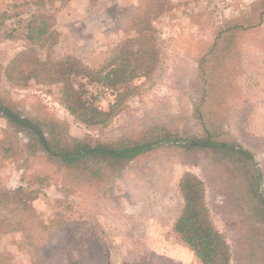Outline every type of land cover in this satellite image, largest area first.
<instances>
[{
    "label": "rangeland",
    "instance_id": "rangeland-1",
    "mask_svg": "<svg viewBox=\"0 0 264 264\" xmlns=\"http://www.w3.org/2000/svg\"><path fill=\"white\" fill-rule=\"evenodd\" d=\"M261 5L262 0H0V141L14 147L13 156L0 161V187L35 191L31 206L41 222L57 213L66 219L67 235L78 243L69 253L73 260L84 255L82 243L97 236L107 264H200L172 231L183 205L179 179L189 171L203 182L211 222L230 247L228 264H264L258 200L206 153L164 143L93 180L31 146L30 134L3 110L45 132L55 123L61 141L89 145L162 130L182 139L203 137L207 129L224 132L261 168L257 188L264 209ZM45 24L55 36L39 46L30 35ZM29 47L38 60L58 63L71 56L95 70L94 79L73 76V83L99 109L107 111L119 93L122 102L104 123L87 125L65 108L61 82L8 80L7 66ZM141 50L149 73L137 67ZM123 56L132 76L118 84L100 79ZM8 212L0 205L2 215L16 219ZM27 227L29 240L18 231L0 235L7 263L35 264L30 241L37 232L28 222Z\"/></svg>",
    "mask_w": 264,
    "mask_h": 264
},
{
    "label": "trees",
    "instance_id": "trees-1",
    "mask_svg": "<svg viewBox=\"0 0 264 264\" xmlns=\"http://www.w3.org/2000/svg\"><path fill=\"white\" fill-rule=\"evenodd\" d=\"M261 6L263 12L264 0ZM54 36L55 31L45 24L33 29L30 39L37 41L41 46L42 43L54 39ZM139 54L137 67L143 69V73H149L150 67L147 59L143 57V51H139ZM113 62L108 65L110 68L105 74L99 76L100 79L102 77L112 84H118L127 76H132L133 71L130 70L129 60L126 57L123 56L117 64ZM95 72L71 56L58 63L38 60L35 48L29 47L14 56L6 68V77L13 82H23L27 76L41 81L61 82V100L65 108L83 124L91 125L104 123L124 98V95L119 93L107 111L83 99L73 83V76L94 79ZM3 110L8 112L7 118L30 134L31 146H39L50 158L67 166L77 167L76 172H82L93 180H99L109 167L136 159L164 143L176 144L187 151H202L212 161L220 164L221 168L228 170L236 182L244 186L246 192L251 193L253 198L258 200L260 211L264 215L257 188L262 180V170L252 153L227 139L224 132L215 134L207 129L203 137L182 139L162 130L155 135L153 133L152 136H143L134 140L118 139L109 143L89 145L77 140L61 141L60 131L55 132V123L51 125L50 131L45 132L39 126L37 129L34 128L33 123L28 119L18 120V115L11 110L4 107ZM57 129L59 130L60 127L57 126ZM13 148L12 143L0 141V161L12 157ZM178 188L183 205L172 223V231L194 253L200 264H228L231 256L230 247L211 222L204 200L202 180L186 171L179 179ZM36 197L35 191L23 186L11 191L0 187V205L9 208L8 213H15L16 217L10 221L7 215L0 213V235L18 231L29 240L32 235L28 231V222L37 232L36 241L34 243L30 241L32 251L36 254L35 264H107L105 245L97 236L89 244L82 243L86 249L84 255L78 260H73L69 253L75 250L78 243L77 239L67 235L69 223L59 213L46 223L39 221L31 206V201ZM10 204H13V207H9ZM0 264H9L3 255H0Z\"/></svg>",
    "mask_w": 264,
    "mask_h": 264
},
{
    "label": "water",
    "instance_id": "water-1",
    "mask_svg": "<svg viewBox=\"0 0 264 264\" xmlns=\"http://www.w3.org/2000/svg\"><path fill=\"white\" fill-rule=\"evenodd\" d=\"M18 120H21V121H23L22 119H20V118H18Z\"/></svg>",
    "mask_w": 264,
    "mask_h": 264
}]
</instances>
